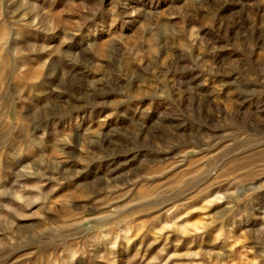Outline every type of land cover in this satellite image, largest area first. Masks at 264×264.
<instances>
[{
    "label": "rangeland",
    "instance_id": "rangeland-1",
    "mask_svg": "<svg viewBox=\"0 0 264 264\" xmlns=\"http://www.w3.org/2000/svg\"><path fill=\"white\" fill-rule=\"evenodd\" d=\"M0 264H264V0H0Z\"/></svg>",
    "mask_w": 264,
    "mask_h": 264
}]
</instances>
